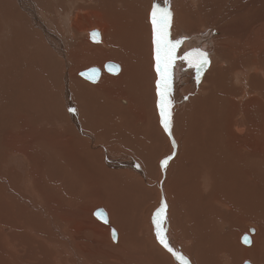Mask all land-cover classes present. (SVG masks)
I'll return each instance as SVG.
<instances>
[{"label":"bare ground","instance_id":"bare-ground-1","mask_svg":"<svg viewBox=\"0 0 264 264\" xmlns=\"http://www.w3.org/2000/svg\"><path fill=\"white\" fill-rule=\"evenodd\" d=\"M64 1L68 2L69 0H58L63 3ZM121 1L71 0L73 6L70 5L67 9L66 7L62 9L63 3H60L58 7L60 14H58L56 22L48 15H36V26L44 29L48 37L54 40L56 49L59 48L63 51L65 43L76 41L78 34H85V29L82 27H86L92 18L112 15L109 25L104 21L97 23V28L100 27L103 30L104 36L102 40L101 34L100 41L102 42L100 44L91 43L92 41H89L90 34H88L89 38L76 41L72 50L79 58H81L80 50H89L95 57L98 55V65L102 64L104 59H111L122 64L123 74L114 77L113 80H128L132 84L131 87L133 86L134 90L138 91L143 108L146 109L149 90L152 88L157 93V81L160 79L156 71V44L154 43L155 32L152 21L153 3L157 1L158 4L159 0H140V2L139 0H123L125 4L128 2L135 5L134 13H130L132 15L129 21L126 20L128 16L125 10L121 15L117 11L121 7ZM190 1L194 3L193 0ZM201 1L205 3V7L194 3L197 4L196 6L192 4L195 7L189 4L190 8L182 10L180 8L182 0H165L164 6L157 8L155 27L164 29L163 13L169 11L171 18L168 38L173 42L182 41L177 46L175 60L169 69L171 75L169 94H171L167 96V99H176L184 107L181 112L185 109L183 117L189 124L185 128L196 126L200 129L199 137L192 136V139L195 140L193 147L190 143L187 145L193 155L188 159L182 154L177 157L175 170L178 172L175 183H170V179L167 178L170 169L167 168L168 164H164L165 159L156 161L154 156L150 157L152 160L150 165H146L145 161L142 167L137 163L138 160L135 161L132 158L127 165L132 167L133 172L119 169V161L114 164H111L109 160L94 161L87 169V173L91 174L88 193L90 195L93 193L96 197L103 196L106 199L105 207L109 213L110 221L107 224L101 222L102 220L98 221L93 216L95 212L93 210L75 220L62 218L57 221L53 220V217L60 213L63 207L67 212L65 203L63 200L59 201V207L56 208V204L47 199V192L51 193L55 199H60L54 191L45 189L43 184H38L35 187L31 184L26 171L28 165L26 152L21 151L20 155L13 157L4 155L3 159L0 157V259L9 262V264H26L27 260H29L28 264H107V261L111 260L113 256L119 258L113 264H122V261L128 264H175V259L183 260L185 264H192L181 254L182 248L179 239L182 238L187 243L197 239L198 228L194 215L202 220L206 231L211 230L207 223L220 226L233 222L235 217L247 220L252 211L253 214L260 217L255 221L257 222L256 233L262 231L264 234V224L261 222L264 221V170L258 169H264V6L256 5L257 0ZM118 2L119 6H117ZM250 3L254 5V9L251 8ZM11 4L13 8L16 6L14 0ZM148 4L150 10L147 15L145 9ZM210 4L217 5L219 7L217 10L221 14L214 16L212 13L211 18ZM213 9L215 8L213 7ZM205 13L208 15L205 16ZM31 16L34 18L33 13ZM205 17H210V24L205 23ZM46 19L50 20L49 27L43 22ZM234 21H238L239 25H236ZM250 24L255 27L254 32L250 31ZM219 25L221 31L217 34L220 30ZM96 30L99 31V29ZM10 36L11 44H15L17 39L13 31H10ZM22 36L27 39L32 37L26 31ZM108 37L119 43L113 44V41L107 39ZM110 47L119 53V58H112ZM21 48L23 49V47ZM197 49L208 53L209 64L201 65L202 58L196 51ZM37 53L35 51L32 54ZM188 53H192V55L188 56ZM61 55L63 58L57 57V59H61L62 64L71 61L66 52H61ZM185 56L188 58L185 59ZM7 64L9 63L0 60V107L6 99V87L15 84V82L8 84L5 75L9 80V74L1 73V68L4 69V72L8 67ZM26 65H30L37 71L42 69L45 74L52 72L47 68V64L37 61L35 56H31ZM101 74L102 71H100L99 78ZM66 81L69 82V79L66 80L64 77L62 83L64 90H61L62 94H60L64 101L60 102L61 100L59 101L56 97L55 102L53 101L58 107L65 104L68 98V103L65 106H68L70 110L75 109L73 102L89 100H97L102 106L103 114L109 112L108 106L119 105V108L125 112H127V107L133 108L132 99L118 94L112 87L92 89L81 96L75 94V99H72L71 92L69 90L66 92ZM118 95L119 99H117ZM191 95L194 96L193 104L191 103L192 99L188 97ZM115 98L118 103L113 101ZM57 100L58 103H56ZM188 102L191 104L187 105ZM79 105H76L77 112ZM92 106L91 104L87 105V107ZM115 112L116 110L110 111V113ZM132 113L136 114V112ZM103 118L104 116H101L100 120ZM4 119L7 120L8 115L5 114ZM139 119L137 115L127 118L124 121V130H129L133 126L136 129L133 133H140L141 130L136 126ZM76 126H78V122ZM164 130V118H162L161 124L152 123L147 134L153 135ZM125 132L128 133V131ZM87 135H89L88 132ZM108 135L111 134L105 136L101 134V137L106 138L107 143L112 142L107 138ZM37 136L48 137L53 148L59 152H65L67 157L70 156L71 149L67 143L58 141L46 133ZM114 136L120 138L119 135ZM76 137L78 145L86 148L84 142L87 141V136L79 135L78 137L76 135ZM260 138H263L262 142ZM75 139H73L74 142ZM130 141L131 143H129ZM130 141L127 143L137 155L138 151L135 149L137 141L131 139ZM173 141L177 146L176 140L173 139ZM71 148L76 154L85 152L84 149L77 150L73 146ZM140 149L138 147V150ZM109 154L106 155L109 156ZM161 154L164 157L165 151ZM79 161L80 159L76 158L74 165H77ZM219 163H228V166L217 168ZM10 164L17 167L13 169L14 174L10 171ZM143 166L162 169L156 176L160 177L158 181L165 176L168 179L158 187L164 196L158 194V197L154 198L152 202H149L151 193L147 196L149 187L145 186L146 173L149 170L146 172ZM19 170L23 179L16 187L18 190L16 192L17 182L15 181L20 176ZM42 170V168H38V178L44 177ZM185 170L190 171L192 175L183 181L182 172ZM213 170L216 172L211 181V171ZM205 171L206 180L211 181L212 186H217V189L211 190L210 194L215 195V198H219L220 195L230 196L231 202H218L214 198H209L206 201L201 191V179ZM218 176L223 177V183L218 182ZM152 178L154 179V177ZM106 181L111 182V190H103ZM157 191L155 192L157 193ZM17 193L23 199L21 209L24 210L21 213L16 203ZM190 193L201 207L202 215L197 213L192 202L172 196ZM148 202V207L143 208ZM158 205H160L159 210L155 213V207ZM242 205H248V208L242 207ZM188 210L194 215L192 214L188 220H184L181 213H187ZM167 214L171 223V235H168L166 228L168 227ZM114 226H117L116 229L119 233L116 242L112 240L110 234ZM66 227H69L68 233L64 232ZM233 231L231 228L226 232H219L220 243L211 249L213 258L211 264H239V262L230 263L232 249L235 247V240L230 239ZM157 232H159V236H157ZM90 235L93 237L90 238ZM261 235L257 241V248L254 244L250 247H242L243 254H238V257L244 258L242 263L244 260H250L251 262L244 261V263L257 264L255 261L257 258L258 264H264V240H260ZM161 239L169 244V247L173 249L172 252L164 247ZM245 243L250 244L251 239ZM240 244L242 243L240 242ZM44 249L47 251L42 254ZM136 249L142 250L134 251ZM94 251L100 257L93 260ZM248 254L250 255L249 259L244 256Z\"/></svg>","mask_w":264,"mask_h":264},{"label":"rangeland","instance_id":"rangeland-1","mask_svg":"<svg viewBox=\"0 0 264 264\" xmlns=\"http://www.w3.org/2000/svg\"><path fill=\"white\" fill-rule=\"evenodd\" d=\"M12 1L0 0V60L9 63L7 64L8 67L5 69L4 72H3L4 69L1 68V73L9 74L8 76L9 80L6 78L5 75V79L6 82H8V84H12L15 82L14 86L6 87V99L2 107H0V157L1 159H3L4 155L13 157L20 155L21 151L26 152V157L28 159V165L26 171L30 177L31 184L34 187L37 186L38 184H43L45 189H50L54 191L57 197L60 199H55V197L51 193L47 192L48 201L55 203L56 208H58L59 207L58 202L63 200L67 208V212H66L65 208L63 207L60 210V213H58L56 216L53 217V220L60 221L62 218L75 220L77 217L85 216L88 214V212L92 210L94 212L98 208H103L105 211H107V208L105 207L107 201L103 196L96 197L93 195V193L91 195L88 193L90 189L89 186H90L91 174L87 173V169L89 165L94 161L101 162L104 160H109L111 164H114L117 161H119V163L121 162L127 163L131 161V159L133 158L135 161L138 160L137 163L140 164V167H142L145 161H146L145 162L146 165H150L152 163L150 157L154 156V159L156 161H161L163 159L167 160V164H168L167 168L170 169L168 171L167 178L170 179V183L171 182L175 183L178 172L175 170L177 157L179 156V154H182L186 159L192 156L193 154L187 148V145L188 143H190L193 147L195 140L192 139V136L200 135L199 133L200 129L196 128V126H194L193 128H185L189 124L186 123L185 118L183 117V112L185 111V109L183 112H181V109L184 108L182 107V104L180 102H177L176 99L173 98L169 99L171 101L170 106L166 104L167 111L171 113L172 135H169V133L165 130L161 133L157 132L156 134L153 135L147 134V132L150 130L152 126V123L161 124L162 117L160 115L159 97L157 93L152 88L149 90L148 107L144 109L138 91H135L133 86L131 87L132 84L128 80H117V81L113 80L114 77L123 74L122 64L112 61L111 59L108 60L104 59L102 64L98 65L97 64L98 55L95 57L91 55V51L89 50H80L79 55L81 56V58H79L78 55L76 57V54L72 50L74 43L78 40L79 41L84 40L86 37L89 38L88 34H90V31L93 30L94 28L99 29V31L103 36V30L100 27L97 28V23L100 21H104L107 23V25H109V19L112 17V15H109L107 17L95 16L94 18H92L91 19L92 21L90 20L87 23L86 27L84 26L82 27L83 29H85V34L84 35L78 34L76 36V41L67 44L65 43L63 51H61L59 48L58 49L55 48L54 40L48 37L46 31L36 26L37 25L36 15L39 16L48 15L53 19L54 22H56V18L58 17V14H60L58 11L59 9L58 7L60 3L63 2H58V0H53V1L52 0H14L16 6L13 8L11 4ZM164 1L165 0H159L158 4L157 1H155L153 5L156 8L158 7L160 8L164 6L165 4ZM257 1L258 2H255L256 5L264 6V0H257ZM192 2L201 4L203 7L206 6L205 3L202 2L201 0H193ZM126 3L129 6L125 4V1L122 0L120 4L121 7H119L121 10L118 8L117 11H119V15H121L122 11L125 10L128 16L126 17V20L129 21L132 15L130 13H134L135 5L130 4L128 2ZM194 3H191L190 0H182L180 8L182 10L183 9L186 10L187 8H190L189 4L195 5ZM149 4L147 6V9H145V13L147 15L150 10ZM250 4H251L250 5L251 8H253L254 5L252 3ZM53 5L55 6V8ZM70 5H72L71 0H69L68 2L64 1V3L61 5V8L64 9L66 7L67 9ZM143 5L145 7V4ZM117 6H119V2ZM211 6L212 8L214 7L215 9L212 10ZM51 7H53L54 9ZM217 9H219L217 5L210 4L209 10L211 12V18L213 15L215 16L221 14ZM216 11H218L217 14ZM32 13L34 14V18L31 16ZM212 13L214 14L212 15ZM207 15L208 13H205V16ZM49 21L50 20L47 19L43 21L47 27H49L48 25ZM205 23L210 24V17L208 18L205 17ZM234 23L236 25H239L238 21H234ZM10 31H13L17 39L15 44H11ZM24 31H26L32 37H28V39L27 37L26 38L23 37L22 34L24 35ZM220 31H221V26L217 34L220 33ZM250 31L254 32L255 27L251 26ZM21 36L23 37V39L21 38ZM103 39L104 36L102 40ZM107 39L113 41V44L119 43L112 40L111 37H108ZM90 40L91 39L89 38V41ZM101 42L102 41L100 42L92 41L91 43L100 44ZM19 44L20 46L21 44H24L21 46L23 47V49L19 46ZM110 48L112 50L111 53L112 58H119V53L116 50H114L112 47ZM35 51H37L38 53L33 55L32 53ZM61 52H66L69 55L71 61L62 64L61 59H57V57L63 58ZM31 56H35L37 61L47 64V68L50 71H52L46 73L47 76L49 77L48 79L45 78L47 76L45 73H43L42 69L40 71H37L36 69L32 68L30 65H26L28 59ZM106 62L117 63L120 67L119 72L117 73L107 72L104 68ZM90 67H97L100 71H102L101 77L97 80V82H92L80 75L81 71L88 69ZM64 77L66 80L69 79V82L66 81L67 82L66 92L67 90L71 92L72 99H75L74 96L75 94L81 96L84 95L87 91L92 89L112 87V89L116 91L118 94L124 97L131 98L133 102V108L131 109L127 107L126 108L127 112H125L123 111V109L119 108V105L114 107L108 106L107 109L109 112L107 114L105 113L103 114L101 112L102 106L99 104V102L97 100H89L84 102H73L75 105V112H72L68 108V106H65L68 103V98L65 104L63 103V105H60L59 103L60 106L58 107L53 103V101L55 102V97L59 101L61 100L60 102L64 101L62 96L60 95L62 94L61 90H64V87L62 86ZM100 82L101 84H99ZM191 96L188 97L192 99L191 103L193 104L194 96L193 95ZM117 99H119V95L117 96ZM117 99L115 98L113 99V101L115 103H118ZM58 100L56 101V103H58ZM191 103L188 102L187 105ZM78 104L80 105H79V110L77 112L78 108L76 107V105ZM88 104H91L93 106L87 107ZM111 110H116V112L110 113ZM132 112H136V114ZM5 114L8 115L7 120L4 119ZM135 115H137L140 118L138 121L140 123L137 122L136 124L137 128L141 130L140 133L138 134L133 133V131H136V129H134L133 126L129 130H124L125 128L124 121L127 118H133ZM58 116L59 118H57ZM101 116H104L103 120H100ZM77 122H78V126H76ZM125 131H128V133H126ZM87 132L89 135H87ZM41 133L50 134V137L55 138L58 141L67 143L69 145V148L71 149L70 156L67 157L65 152H59L57 149L53 148L48 140V137L37 136L38 134ZM101 134L103 136L107 134L119 135L120 137L119 140L118 139L116 140L119 141V143L116 142L107 143V141H105L106 138L101 137ZM76 135H78V137L79 135H82L83 137L87 136L86 139L87 141L84 142L86 148H83L78 145V138L76 137ZM132 135L134 136L131 137ZM73 139H75V142ZM130 139L137 141V144H135L136 148L135 146L133 147L137 149L136 151H138L137 152L138 156L134 153V149L129 145V143H131ZM173 139L176 140L177 146L172 142ZM260 141L262 142L263 138H260ZM124 142L126 143L129 142V143L126 144ZM142 142H144L145 144ZM72 146L75 147L77 150L84 149L85 152L82 154H76V152L72 151L71 148ZM138 147L139 149L141 148L142 150L141 149L138 150ZM163 151H165L164 157L161 154L163 153ZM107 153H110L109 156L106 155ZM104 155H106L107 157ZM76 158H79L80 161L77 165H74V160ZM73 166L75 167L72 168ZM123 166L124 165H119V168ZM222 166H228V163H219L217 168H220ZM229 166L233 167L234 165H229ZM37 167L43 169L42 174L44 175V177L38 178ZM15 168H17L15 165L10 164V171L12 174H14L13 169ZM144 169L146 172L148 170L149 171L151 170L150 173L149 171L147 173L145 172L147 175V178L145 179V184H146L145 186L147 188L149 187V191H147V196L148 194L151 193L149 195V197L151 198L149 202H152L154 198L158 197V194L159 196L163 195L161 193V189L158 187H160V185L163 184L164 182H167L168 179L165 176L158 181L160 177L158 178L156 176H158V174L162 171V169H156L155 167L146 168V166L144 167ZM258 169L264 170L263 168H258ZM215 172L216 170L211 171V181L213 174ZM18 174H20V176H18V178L15 181L17 182L15 186L16 192H18L16 187L19 186V184L23 179V177H21L20 170ZM191 175L192 173L190 171H186V170L183 171L182 172L183 181H185L186 178ZM151 177H154V179L156 180H154L153 178L151 179ZM217 180L219 183H223L224 181L222 176H218ZM211 181L208 182L206 180V171H205L204 176H202L201 179V184H202L201 191L203 192V197L206 199V201L209 198H214L218 202H231L230 196H225V195L221 196L219 192H217L220 195V197L215 198V195L212 196V194H210L211 190L217 189L216 185L215 186L211 185ZM111 189H112L111 182L106 181L103 190L107 191ZM249 190L253 193V190L250 187ZM155 191H157V193ZM172 196L181 198L186 202L187 201L192 202L197 213L199 215L203 214L201 207L197 203L192 193L183 194V195H172ZM22 201H23L22 196L17 193L16 203L19 207L20 213L24 210L21 209L23 207L21 205ZM185 201L183 202L184 204ZM149 202L145 204L143 208L148 207ZM159 207L160 205L155 207L156 209L155 213L159 210ZM242 207L248 208V205H242ZM188 212L181 213V216L183 217L184 220H188L190 218V215L193 214L189 210ZM107 214L109 217L108 211ZM93 216L98 221L100 220L98 217H96V215H94V213ZM194 217L197 222V228H198L197 239L189 243H187V241L183 240L182 238L179 239L182 248L181 254L185 258L190 260L192 264L212 263L213 258L211 255V249L215 245L220 243L219 232H226L231 228H233L234 230L230 235V239L235 240V247L234 249H232L230 263L239 262V264H243L244 261H250V260H244L242 263V260L244 258L238 257V254H243L242 247L244 246L250 247L254 244L255 247L257 248L258 247L257 241L259 239L260 234H262L260 240H264V234L262 231L256 233L257 222L255 221L260 217H257L255 214H253L252 211L249 213L248 215L249 219L247 220H242L240 218L235 217L233 219V222L231 221L228 224H222L220 226L207 223V225L211 227V230H206V231L203 227L202 220L199 219L196 215H194ZM169 220L170 219L167 214V226L169 227L170 225V228L168 227L166 228L168 235H171V223ZM109 221H110V217H109ZM261 222L262 224H264L263 220ZM116 227L114 226L112 228H114L117 231V240H118L119 233ZM250 228H253L255 231L251 233ZM68 230L69 227H66L64 229V232L68 233ZM246 234L249 235L251 239L250 244H246L242 240L243 236ZM89 237L92 238L93 236L90 235ZM111 238L113 241L115 242L117 241L113 239L112 234H111ZM239 238L242 244H240ZM201 242L203 244H200ZM47 249H44L42 251V254L46 253ZM138 250H142V249H136L134 251H138ZM154 250L159 254V252L156 249ZM257 253L259 255V251ZM114 256L119 257V255H115V254ZM244 256L245 258L248 259L250 257L249 254ZM98 257H100V255H98L96 251H94V254L92 255V259L94 260L95 258ZM115 260H119V258H115L112 256L111 260L107 261V264H113ZM255 261L258 264L257 258H255ZM28 262L29 260H27L25 263L28 264ZM0 264H9V262L0 259ZM12 264H16V263H12ZM122 264H128V263L122 261ZM175 264H185V262L183 260L175 259Z\"/></svg>","mask_w":264,"mask_h":264},{"label":"snow or ice","instance_id":"snow-or-ice-1","mask_svg":"<svg viewBox=\"0 0 264 264\" xmlns=\"http://www.w3.org/2000/svg\"><path fill=\"white\" fill-rule=\"evenodd\" d=\"M156 18H157V8L154 7L152 11V21L154 25V43L156 44V71L160 76V79L157 81V93L160 97L159 108L160 115L164 118V129L171 135V113L167 112L166 104L168 106L171 105V101L167 99L171 88V75L169 69L172 67V64L175 60V53L177 50V46L182 42L181 40H176L173 42L169 39L168 27L170 24L171 13L169 11H165L163 13L164 19V29H157L156 26ZM200 55L201 65L209 64L210 60L208 59V53L201 51L199 49L196 50ZM163 53V55H162ZM192 55V53H188V56ZM188 57L185 56V59ZM71 111L75 112V109H71ZM167 113V114H166ZM175 144V141H173ZM165 165L167 164V160L164 161ZM157 236H159V232H157ZM161 243L165 248L168 249L169 252H172L173 249L169 247V244L165 242V240L161 239Z\"/></svg>","mask_w":264,"mask_h":264},{"label":"water","instance_id":"water-1","mask_svg":"<svg viewBox=\"0 0 264 264\" xmlns=\"http://www.w3.org/2000/svg\"><path fill=\"white\" fill-rule=\"evenodd\" d=\"M90 39L93 42H98L101 39V32L94 29L90 31ZM104 68L109 73H117L119 72V65L114 62H106L104 65ZM80 75L84 77L85 79H88L92 82H96L99 79L100 76V70L97 67H90L88 69H85L80 72ZM95 215L103 222H108V216L106 214V211L103 208H98L95 210ZM250 232L253 233L254 229L250 228ZM111 234L114 240H117V232L114 228L111 230ZM243 241L247 242L250 241V237L248 235L243 236ZM244 264H250L249 262H245Z\"/></svg>","mask_w":264,"mask_h":264},{"label":"crops","instance_id":"crops-1","mask_svg":"<svg viewBox=\"0 0 264 264\" xmlns=\"http://www.w3.org/2000/svg\"><path fill=\"white\" fill-rule=\"evenodd\" d=\"M107 138L112 141V142H119V141H116L118 139V137L114 136V135H108ZM119 140V139H118ZM112 142H109V143H112ZM127 163H124V162H121L119 163V165H124L123 167L119 168L121 170H125V171H130V172H133V169L132 167H130L129 165H127ZM130 164V163H129ZM108 221H109V217H108Z\"/></svg>","mask_w":264,"mask_h":264}]
</instances>
